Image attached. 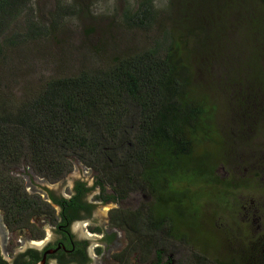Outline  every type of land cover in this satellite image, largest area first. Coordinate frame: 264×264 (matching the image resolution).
Here are the masks:
<instances>
[{"label": "trees", "instance_id": "trees-1", "mask_svg": "<svg viewBox=\"0 0 264 264\" xmlns=\"http://www.w3.org/2000/svg\"><path fill=\"white\" fill-rule=\"evenodd\" d=\"M34 1L0 0V61L5 45L47 31L32 15ZM143 7L126 15L128 25L152 27L149 2ZM169 8L170 27L151 45L105 67L50 78L17 105L0 96V211L11 230L34 228L30 220L48 205L12 171L31 168L53 181L75 158L96 172L93 187L103 201L118 202L136 188L152 196L147 208L115 209L114 225L164 227L195 245L196 264H264V233L214 260L202 253L208 243L200 236L228 229L212 223L217 210L208 211L212 203L200 192L212 186L227 196L235 188L217 167L264 169L263 152L235 158L208 94L233 88L243 130L264 115V0H169ZM77 184L83 195L87 187Z\"/></svg>", "mask_w": 264, "mask_h": 264}, {"label": "rangeland", "instance_id": "rangeland-1", "mask_svg": "<svg viewBox=\"0 0 264 264\" xmlns=\"http://www.w3.org/2000/svg\"><path fill=\"white\" fill-rule=\"evenodd\" d=\"M147 1L155 15L152 27L128 25L126 15L132 14L138 7L144 8L143 3ZM66 6H72L73 9L65 11ZM30 11L25 15L29 16L33 11L32 15L42 27H48L47 31L41 30L40 34L16 45H5L0 61V96L9 98L15 105L24 101L28 94H35L50 78L75 75L82 69L105 67L120 55L151 45L154 39H161L168 30L172 15L169 0H35ZM23 19L18 17L24 25ZM232 89L219 95L208 93L216 105L214 118L218 130L231 144H235L232 152L235 158H249L251 152L264 153V115L254 120L252 130H243L240 123L243 122L244 114L234 104ZM23 169L18 166L12 174L22 178L25 190L36 192L38 189L35 191L29 185V177L23 173ZM216 172L219 177L233 179L235 188L227 196L212 186L200 191L202 198L212 203L208 211L217 210V217L213 216L212 223L217 222L228 228L225 235L221 229L215 228L200 234L205 236L208 243L202 253L210 260L223 258L224 253H234L264 233V169L259 165L254 168L245 167L243 163L241 169H236L230 163H224L217 167ZM92 175H96L93 168L72 158V167L64 177L57 180L56 184L50 181L44 184L54 193H62L65 185L70 186L75 180L91 184ZM32 184L41 186L33 179ZM87 198L94 199L92 195ZM151 202L153 198L150 194H143V191L136 188L131 189L125 199L117 202L116 209L127 213L147 208ZM242 204H252L248 212L257 209L255 215L242 210ZM95 206L91 221L103 223L107 211L98 203ZM0 214L2 216V212ZM114 215L115 209L110 216L111 222ZM149 236L148 244L153 242L152 235ZM228 236H231L230 240ZM164 245L167 249L164 258L172 259V264H196L194 251L197 248L194 244L177 239L175 243L164 240Z\"/></svg>", "mask_w": 264, "mask_h": 264}, {"label": "flooded vegetation", "instance_id": "flooded-vegetation-1", "mask_svg": "<svg viewBox=\"0 0 264 264\" xmlns=\"http://www.w3.org/2000/svg\"><path fill=\"white\" fill-rule=\"evenodd\" d=\"M22 171L29 177L33 190L38 189L33 193L47 203L49 212L30 220L36 227L15 230L8 227L0 214V264H172V259L164 258L167 252L164 240L175 243L177 238L167 236L164 227L114 225L110 216L117 201L96 197L94 175L91 184L75 180L72 185H65L64 192L54 193L44 182L56 184L64 176L52 181L42 175L37 178L39 174L31 168ZM32 179L41 186L33 185ZM79 182L88 189L83 195L76 188ZM88 195L94 199H88ZM96 203L107 211L103 223L91 221ZM80 204H87L89 209ZM251 206L242 204L241 208L248 212ZM256 210L248 213L253 215ZM150 234L153 242L148 244Z\"/></svg>", "mask_w": 264, "mask_h": 264}]
</instances>
